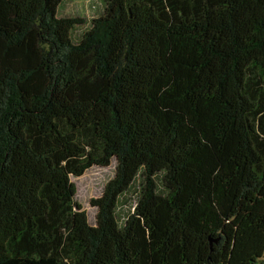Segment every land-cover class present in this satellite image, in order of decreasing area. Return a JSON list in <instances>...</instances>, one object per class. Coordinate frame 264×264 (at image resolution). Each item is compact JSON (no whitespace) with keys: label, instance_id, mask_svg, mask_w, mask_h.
I'll return each mask as SVG.
<instances>
[{"label":"trees","instance_id":"obj_1","mask_svg":"<svg viewBox=\"0 0 264 264\" xmlns=\"http://www.w3.org/2000/svg\"><path fill=\"white\" fill-rule=\"evenodd\" d=\"M64 1L0 0V264H264V0H102L78 35ZM112 160L91 225L71 176Z\"/></svg>","mask_w":264,"mask_h":264},{"label":"rangeland","instance_id":"obj_2","mask_svg":"<svg viewBox=\"0 0 264 264\" xmlns=\"http://www.w3.org/2000/svg\"><path fill=\"white\" fill-rule=\"evenodd\" d=\"M102 9V0H65L58 9V15L61 16H79L83 18L84 23L80 24L74 34L82 33L88 26L89 21L97 16ZM115 161L108 166H92L88 168L81 176H71V180L75 184V201L85 210L88 222L95 224L96 208L91 205V200L99 197L102 193L104 184L114 175ZM135 191V190H134ZM133 190L121 199V209L118 210L119 216L122 218L128 208H132L134 204L135 192ZM259 228V227H258ZM245 251L253 250L256 245L264 244V229L246 233L240 241ZM257 258L264 261V251L257 253ZM242 262V261H241ZM236 263V264H241Z\"/></svg>","mask_w":264,"mask_h":264}]
</instances>
